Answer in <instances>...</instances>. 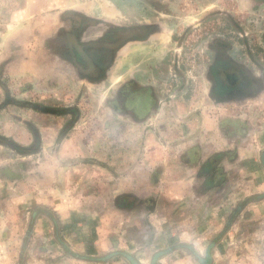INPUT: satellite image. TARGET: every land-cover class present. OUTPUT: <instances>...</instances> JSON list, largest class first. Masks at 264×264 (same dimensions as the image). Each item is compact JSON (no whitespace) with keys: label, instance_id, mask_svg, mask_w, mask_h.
I'll list each match as a JSON object with an SVG mask.
<instances>
[{"label":"rangeland","instance_id":"374dc122","mask_svg":"<svg viewBox=\"0 0 264 264\" xmlns=\"http://www.w3.org/2000/svg\"><path fill=\"white\" fill-rule=\"evenodd\" d=\"M23 45L50 65L25 80L0 70V264H264V176L250 173H264V146L232 131L264 127V0H0V57ZM221 69L245 76L243 92ZM50 109L64 116L12 147ZM205 142L232 167H215L227 190L203 204L90 181L138 167L160 183L162 160Z\"/></svg>","mask_w":264,"mask_h":264},{"label":"crops","instance_id":"0c3cea01","mask_svg":"<svg viewBox=\"0 0 264 264\" xmlns=\"http://www.w3.org/2000/svg\"><path fill=\"white\" fill-rule=\"evenodd\" d=\"M16 48L17 49H13L12 52L7 51L2 57H0V70H2L3 68L4 74L11 75L13 77L14 76L22 77V79L25 80V79L30 78L31 71L35 70V72L46 73V69H48L50 65L47 62V59L44 63V61L40 60L42 59L39 57L40 54L32 52L29 48L27 49L25 45H23L22 47L16 46ZM14 53L16 54V56L14 55ZM20 55H22V57L19 60ZM39 60L40 62H38ZM39 63H41V65L44 63L42 65L43 67L39 66ZM0 83L2 84L1 81ZM1 84L0 86L2 87ZM4 97H5V94H2L0 92V102L3 100ZM11 103L13 102H8V105L10 106ZM63 114L64 113L54 112L51 109L40 111V113L37 115L38 117L37 122L36 120H34L33 122H23L22 123L24 127L26 128V129L24 128L25 130H23L24 134L21 132L19 133V131L17 132L19 133V136L17 135V133L16 134L13 133L14 135L12 136L13 140H11L13 142L11 143L12 147L17 148V149L18 148L20 149L23 147L29 148L31 145L30 144L31 142H29L30 138L28 135H26L25 131L28 130L30 133L33 134V137H37L38 134L40 135V132L46 133L48 132L47 121L52 120L57 117L61 118L64 116ZM36 125L38 127H36ZM240 128L241 127H239L238 129L232 130L237 135L236 140H240L239 137H241L242 140L247 139L250 141L251 140L250 138H252L253 135H255L254 139L252 140L254 141L256 140L264 146V127L263 126L260 128H255V129L253 128L251 130H249L248 128L244 129L243 127L241 130ZM33 130H36L37 134H34ZM251 134L252 136L250 137ZM248 135L250 138L248 137ZM20 139H24L25 142ZM40 139H41V135H40ZM47 142H48V139H44L43 143L45 144ZM67 142H69L68 139H66V143ZM0 143L4 144V141L1 140ZM246 149H247L246 147L238 148L232 153L240 157V159L241 157H243L244 159L245 157H247V155H251L247 153H253L251 151L247 152ZM220 150H222V148L219 146V144L215 145L209 142H205L203 144H200L198 150H196L197 151L196 155L192 154V151L188 152L187 155H188V158H190V160H187V161L184 160L181 155L179 159L183 160V164H180V161L178 162V159L173 160L174 156L170 155L167 161L162 160L164 161L163 163H165L166 172L168 174L167 175L165 174L164 178L161 179L160 183H157V184L152 183L153 178L151 176H148V174L145 171L140 170L138 167L133 172L131 173L129 172V175L126 178H121L119 182H113V180H110L111 178L109 179L108 176H105L106 175L105 172L101 170H100L101 171L100 173L104 175L93 176L90 179V181H93V183H95L96 181L104 182L103 190L107 191V195L110 194L111 196L116 195L119 197L120 195H123L127 191H133L136 193L138 192L146 193L147 195L148 194L151 195L153 193L158 194L159 191L161 190V191H166V194H168L169 197L176 198V200H179L180 198L182 199L185 198L188 200L191 198V202L197 206L199 204H203L204 202H208L209 201L208 199L210 198L212 199L213 197H217L220 194H221L220 196H222V194H224V191L227 190L226 188H224V186L227 183V175L225 171L222 168H219L220 170H216L215 167H220V166L222 167L223 165L226 167L225 169L228 171L232 166L231 165L228 166L229 164L227 165L226 162H223V161L218 162V165L215 164L217 162L215 155H217ZM212 157L214 158L212 159ZM217 159H219L218 156H217ZM248 161H249L248 165L253 166L256 164L257 160L252 159L251 157V158H248ZM181 165H183V173H179L180 170L182 169ZM208 168L212 169V174L207 173L208 170H211ZM250 173L256 174V177H260L261 175L264 176V173L263 174L260 173V171H258L257 169L251 170ZM156 181L158 180L156 179ZM255 181H258V179L256 178ZM163 182H167V184L162 185ZM260 182L264 183V179L259 181L258 185H260ZM260 187H262L260 189H263L264 185L263 186L261 185ZM44 196L46 197V200L44 199V203L46 204L49 202L55 203L56 199L59 198L57 195L55 199H53V197H50L51 195H48L47 193H45ZM48 198H51V199L49 200ZM60 206L62 209H64L62 207L64 205H60ZM199 207L201 208V205ZM56 209L57 208H55V210ZM0 212H2L1 209H0Z\"/></svg>","mask_w":264,"mask_h":264},{"label":"flooded vegetation","instance_id":"af4514ba","mask_svg":"<svg viewBox=\"0 0 264 264\" xmlns=\"http://www.w3.org/2000/svg\"><path fill=\"white\" fill-rule=\"evenodd\" d=\"M128 30H123L122 31V38H121V42L125 43L127 41V34ZM72 32H68L67 30H63L61 32H59V36H57V40L59 43L62 44L63 49L68 50L69 52L72 51V57H71V61L75 62L76 66L78 67H84V65L87 64L86 60L83 58L82 52L81 50L78 49V45H80V39L76 37L77 32H74L75 35L71 34ZM71 38H74L75 41H73ZM130 38V37H129ZM111 39V38H110ZM64 51V50H63ZM222 70V74L225 75V77L227 78V83L229 82V84H231L234 89L236 90H240L241 92H243V84L245 82V76L241 74V72H239L236 69H231V70H225V69H221ZM218 83L216 84V87L219 90H224L226 87V83L223 82V80L218 79ZM244 94V93H243Z\"/></svg>","mask_w":264,"mask_h":264},{"label":"trees","instance_id":"16d2710c","mask_svg":"<svg viewBox=\"0 0 264 264\" xmlns=\"http://www.w3.org/2000/svg\"><path fill=\"white\" fill-rule=\"evenodd\" d=\"M34 134H37L36 130H33ZM1 141V140H0Z\"/></svg>","mask_w":264,"mask_h":264}]
</instances>
